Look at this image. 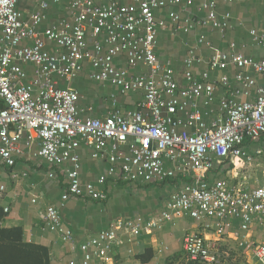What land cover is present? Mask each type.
I'll list each match as a JSON object with an SVG mask.
<instances>
[{"label":"built area","instance_id":"2783aa9c","mask_svg":"<svg viewBox=\"0 0 264 264\" xmlns=\"http://www.w3.org/2000/svg\"><path fill=\"white\" fill-rule=\"evenodd\" d=\"M63 1L43 0L39 10L25 19L19 0H0V100L4 103L0 160L14 168L15 155L23 154L21 144L31 148L37 143L36 156L49 166L50 178L63 175L68 181L63 201L89 197L105 202L107 195L98 186L116 177L133 184L184 181L160 218L119 221L113 230L82 243V264H111L119 233L134 238L183 217L200 225L184 238L190 262L229 264L223 244L231 240L248 264H264V240L254 242L251 237L256 224L264 226V163L260 166L263 182H257V187L251 188L242 174L245 166L264 157L263 150L249 149L264 140V80L262 84L257 80L264 79V60L239 53L236 43L223 52L205 35L189 50L181 75L156 54L159 35L169 30L168 21L175 25V33L209 27L224 38L232 28L231 15L220 17L218 0H107L104 5L97 0H67L72 20L62 19L41 30L50 6ZM176 7L183 12L197 8L205 16L183 19L171 11L167 19L158 18L159 11ZM250 35L264 48V30L250 31ZM203 46L212 55L208 71L198 78L193 66L203 62L198 56ZM119 56L125 57V67L117 65ZM22 64L35 68L34 79L27 84ZM85 64L92 67L94 82L117 87L124 95L141 93L137 109L122 111L114 100L107 117L84 116L85 111L78 108L79 92L58 88L54 77L71 80L83 72ZM139 67L146 72L134 73ZM229 67L237 69L234 77L223 75L211 81L210 72ZM252 92L255 98L249 100ZM199 100L207 108L219 105L216 120L206 122L203 117L213 111L204 113ZM82 145L94 150V159L110 164L96 183H82L77 154ZM230 166L231 178L214 179ZM5 191L0 184V196ZM61 220L56 207L46 208L47 229L75 252L74 234Z\"/></svg>","mask_w":264,"mask_h":264},{"label":"crops","instance_id":"0c3cea01","mask_svg":"<svg viewBox=\"0 0 264 264\" xmlns=\"http://www.w3.org/2000/svg\"><path fill=\"white\" fill-rule=\"evenodd\" d=\"M43 0H19L18 8L25 19L39 10ZM102 5L107 0H97ZM130 4V1H126ZM171 11L180 13L181 18L188 16L203 17L204 13H199L197 8H191L183 12L181 7L166 9L157 13L158 18L167 19ZM218 13L221 16L230 14V24L232 28L227 35L222 38L218 32L209 27L198 28L191 33H175V25L170 23L169 30L163 32L158 37L156 54L163 62H170L177 73L182 74L184 61L191 48L197 45L200 35H205L217 49L228 52L230 44L236 43L238 52L255 60H264V48L256 44L250 31L264 30V0H243L236 3H226L218 0ZM46 21L40 29L44 30L52 27L62 19L72 20L68 10V1L64 0L60 5H51L47 11ZM53 50V45H48ZM212 52L203 46L200 48L198 56L203 60L193 66L195 74L200 78L208 71L207 62ZM119 66L125 67L126 59L119 56L116 59ZM27 72L25 83L34 79L35 68L30 64H22ZM89 64H85L83 72L77 77L67 80L54 77L58 88L72 89L80 94L78 108L84 110V116L91 118H105L113 108V101H117L119 109L122 111H132L137 109L142 101L141 93H131L124 95L121 91L110 84L97 83L90 79L93 71ZM136 74L145 73L142 67L133 71ZM237 69L229 67L225 70L210 72L211 81L219 79L223 75L234 77ZM260 84L263 77H257ZM255 98L252 92L249 100ZM4 103L0 100V109ZM197 105L204 113H212L205 116L207 123L216 120L220 115L219 105L211 108L204 106V101H197ZM251 146V145H250ZM22 155H15L16 166L7 167L0 160V184L5 185L6 191L0 196V227L13 228L20 227L24 231L25 242L28 244H39L45 247L49 253L48 264H82L84 256L79 246L92 238L98 236L103 231L113 230L119 221H136L143 219L148 222L161 217L167 211L172 194L183 187L184 181L177 179L164 184H133L124 183L119 177L109 179L104 186L98 189L107 195L105 202H97L89 197L71 198L63 201L62 197L67 189L68 181L63 175L58 179L50 178L49 166L46 162L37 157L38 146L34 143L31 148L21 144ZM252 149V146L249 147ZM254 152L253 150H251ZM94 150L82 145L77 154L81 159V180L83 184L96 183L98 178L106 175L110 168L109 162L104 159H94ZM259 160V159H258ZM257 161V160H256ZM264 163V158L262 160ZM42 165L48 167L44 170ZM233 166L214 176V179H228L234 174L231 173ZM69 168L63 167L60 170ZM227 172H230L227 175ZM243 174V173H242ZM17 175V178L14 176ZM244 175V174H243ZM245 176V175H244ZM261 177V176H260ZM258 181V184H261ZM257 187L254 185L251 188ZM37 199V203L32 201ZM56 207L61 215L63 225L70 230L76 239L77 250L72 252L65 245L57 234L50 232L46 227V208ZM8 209L9 212L5 213ZM200 225L189 217L172 218L165 222L161 229H154L150 233L143 231L139 236L130 238L122 233L118 234V241L110 256L111 264H181L185 252L183 248L184 238L188 233L197 231ZM235 228H239V222H235ZM252 241L264 240V226L255 225L251 232ZM230 242H233L230 240ZM234 243V242H233ZM235 244V243H234ZM91 264H103L92 262Z\"/></svg>","mask_w":264,"mask_h":264},{"label":"trees","instance_id":"16d2710c","mask_svg":"<svg viewBox=\"0 0 264 264\" xmlns=\"http://www.w3.org/2000/svg\"><path fill=\"white\" fill-rule=\"evenodd\" d=\"M3 108L2 105L0 110ZM48 262V250L39 244L26 243L22 228L0 227V264H48Z\"/></svg>","mask_w":264,"mask_h":264},{"label":"rangeland","instance_id":"374dc122","mask_svg":"<svg viewBox=\"0 0 264 264\" xmlns=\"http://www.w3.org/2000/svg\"><path fill=\"white\" fill-rule=\"evenodd\" d=\"M263 150L264 151V140H260L252 145V149L254 152L256 150ZM264 157L258 158L256 162L252 163L250 166H245L243 170V174L249 178L250 187L256 186V183L261 181L262 175H261V167L262 166V160ZM44 170L47 171L48 167L46 165H42ZM261 176V177H260ZM224 249H227L229 252V264H248L245 260L244 256L238 251L237 245L233 242H230L227 240L224 242ZM226 251V252H227ZM228 259V258H227ZM191 262L189 259L185 256L182 260L181 264H190Z\"/></svg>","mask_w":264,"mask_h":264}]
</instances>
